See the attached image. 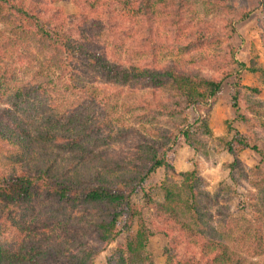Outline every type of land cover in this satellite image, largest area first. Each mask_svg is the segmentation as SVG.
<instances>
[{"label": "trees", "instance_id": "16d2710c", "mask_svg": "<svg viewBox=\"0 0 264 264\" xmlns=\"http://www.w3.org/2000/svg\"><path fill=\"white\" fill-rule=\"evenodd\" d=\"M60 1L0 0V91L12 92L0 106V264H95L120 236L106 264H157L149 250L156 235L166 239L164 264H258L264 102L240 80L246 71L264 84V68L247 69L227 46L236 32L228 0H69L77 15L54 7ZM210 15L227 22L216 28ZM97 78L145 95H131L118 111L89 92L86 81ZM229 80L235 121L246 130L214 144L230 155L235 184L245 175L241 154L259 157L249 180L260 194L255 218L243 224L214 221L197 164L178 181L145 189L157 170H172L166 154L177 140L206 154ZM57 83L76 97L61 115L45 102ZM120 112L144 130L119 129ZM110 140L130 142L129 151H110Z\"/></svg>", "mask_w": 264, "mask_h": 264}, {"label": "rangeland", "instance_id": "374dc122", "mask_svg": "<svg viewBox=\"0 0 264 264\" xmlns=\"http://www.w3.org/2000/svg\"><path fill=\"white\" fill-rule=\"evenodd\" d=\"M228 2L232 6L230 19L233 21L236 32L233 39L230 38V42L228 41L227 46L231 45L233 47L236 54L235 57L244 63L247 69L254 66L264 68V0H228ZM54 7L62 8L66 15H77L79 12V9L69 0H62L56 3ZM243 11L247 12L248 16L243 21H238ZM201 17L204 18V15H201ZM223 18L227 22V18ZM223 18L210 15L208 20L212 21L216 28H221L224 25ZM74 37H77V35H74ZM26 67H24L25 70L27 69ZM20 77L22 80L26 79L25 73L21 74ZM27 79L29 78L27 77ZM235 82L236 80L226 81L217 96L216 105L213 108L210 120L212 136L207 139L208 148L205 150L206 154L197 155L181 140H177V143L171 145L170 150L166 154L172 170L168 172L164 169L157 170L147 180L145 189L146 191L156 189V187L167 179L178 181L180 180L181 173L192 170L194 164H197L203 179L202 189L205 191V195L213 198L208 212L212 215L214 221H229L231 219L238 224H243L244 220L248 219L250 221L255 218L253 205L257 202L260 194L252 187L249 180L254 177L251 170L258 164L259 157L250 150H246L241 154L240 158L243 163L245 175H241L235 184L231 180L229 171L227 170V165L232 161L230 155L221 152L214 144L215 138L224 134L227 135L228 131H233L232 129L242 133L246 130L245 127L240 126L235 121V115L230 105ZM240 84L243 86V91L251 95L252 89H258L259 94L256 97L264 102V84L258 74L245 71L242 74ZM63 85L57 83L55 85L57 88L51 90L45 96L47 106L57 115L71 110L74 105L73 102L76 101V97L70 91L64 89ZM86 86L89 88V92H93L103 101L109 99L110 103L120 105L118 111H123L122 105L124 102H128L131 95H145V91L143 90L135 91L114 84H107L98 78L92 79L91 82L86 81ZM11 93L7 88L0 91V106H4L8 102V95ZM189 117L191 122H194L196 119V115L192 111L189 112ZM120 118L116 124L119 129L123 126L136 128L140 131L144 130L143 128L145 126L135 125L134 121L130 119L129 114L126 115L120 112ZM259 135V137L264 138V131H259ZM113 141H109L111 145L108 146V149L110 151L115 153H120L121 149L123 152L129 151L130 142L124 140L121 142ZM258 146L260 150L264 151V140L259 141ZM102 148H106V146ZM204 149L203 153H205ZM135 201L137 203L142 202V193L135 198ZM145 216L147 223H150L152 221L151 212L147 211ZM122 240L123 237L120 236L117 242L107 247V251L95 259V264H106V258L112 253L117 243L122 242ZM165 244L166 239L163 236L156 235L150 239L149 250L155 256L157 264H164L165 262L163 250ZM253 259L258 264H264V254Z\"/></svg>", "mask_w": 264, "mask_h": 264}]
</instances>
